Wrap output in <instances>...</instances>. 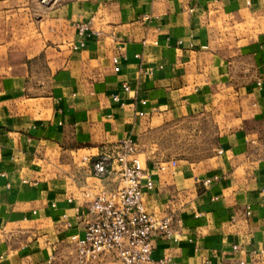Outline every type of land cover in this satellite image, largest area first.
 Here are the masks:
<instances>
[{
	"label": "crops",
	"instance_id": "1",
	"mask_svg": "<svg viewBox=\"0 0 264 264\" xmlns=\"http://www.w3.org/2000/svg\"><path fill=\"white\" fill-rule=\"evenodd\" d=\"M189 116L225 130L203 167L148 165L177 238L151 264H264V0H0V264H73L81 193L115 183L70 161Z\"/></svg>",
	"mask_w": 264,
	"mask_h": 264
},
{
	"label": "built area",
	"instance_id": "2",
	"mask_svg": "<svg viewBox=\"0 0 264 264\" xmlns=\"http://www.w3.org/2000/svg\"><path fill=\"white\" fill-rule=\"evenodd\" d=\"M38 1L44 4L48 0ZM143 19L149 20L150 17L144 16ZM76 31L80 39L72 45L73 50L84 47L85 40L91 37L89 24L76 25ZM118 64L119 59L115 57V72L119 71ZM129 90L128 85L122 87L123 92ZM111 98L123 105L118 94ZM139 105L144 107L146 102L141 101ZM138 115L143 117L144 112L138 111ZM81 162L93 177L112 180L115 186L95 193L91 190L81 193L83 205L75 206L74 211L82 227L69 237L73 264H151L157 240H177L173 229L175 216L173 213L158 215L148 209L145 195L153 192L154 178L138 157L136 143L124 139L114 151L85 155ZM175 166V161L161 162L157 163L156 169L165 172ZM210 182L211 179H204L203 187ZM73 201L68 199L69 203ZM261 204L264 208V188L261 190ZM245 216H251L249 207H246ZM239 252V245H233V255ZM250 254L253 258L264 256V248ZM54 260V256H50L49 264H57ZM237 263L246 264L241 259Z\"/></svg>",
	"mask_w": 264,
	"mask_h": 264
},
{
	"label": "rangeland",
	"instance_id": "3",
	"mask_svg": "<svg viewBox=\"0 0 264 264\" xmlns=\"http://www.w3.org/2000/svg\"><path fill=\"white\" fill-rule=\"evenodd\" d=\"M152 128H146L136 141L137 154L148 167L157 163L176 162V169L203 167L219 146L220 134L225 129L210 123L206 117H183L159 122L155 119ZM108 153V152H105ZM82 155L70 161L71 172H82ZM174 168V167H173ZM172 191H167L168 195Z\"/></svg>",
	"mask_w": 264,
	"mask_h": 264
}]
</instances>
